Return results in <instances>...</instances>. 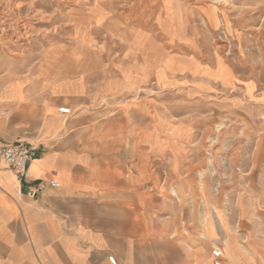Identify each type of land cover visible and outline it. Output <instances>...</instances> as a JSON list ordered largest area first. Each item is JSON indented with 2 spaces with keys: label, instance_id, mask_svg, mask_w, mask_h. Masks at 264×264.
<instances>
[{
  "label": "rangeland",
  "instance_id": "374dc122",
  "mask_svg": "<svg viewBox=\"0 0 264 264\" xmlns=\"http://www.w3.org/2000/svg\"><path fill=\"white\" fill-rule=\"evenodd\" d=\"M1 63L36 86L80 74L92 103L62 132L159 148L163 196L264 242V0H0ZM40 126L13 140L36 146Z\"/></svg>",
  "mask_w": 264,
  "mask_h": 264
},
{
  "label": "crops",
  "instance_id": "0c3cea01",
  "mask_svg": "<svg viewBox=\"0 0 264 264\" xmlns=\"http://www.w3.org/2000/svg\"><path fill=\"white\" fill-rule=\"evenodd\" d=\"M36 80L0 64V144L24 141L13 140L21 122L41 123L26 183L0 158V264H213V248L223 264H264V242L245 243L223 212L161 194L159 148L83 146L61 131L60 107L92 103L80 74Z\"/></svg>",
  "mask_w": 264,
  "mask_h": 264
},
{
  "label": "built area",
  "instance_id": "2783aa9c",
  "mask_svg": "<svg viewBox=\"0 0 264 264\" xmlns=\"http://www.w3.org/2000/svg\"><path fill=\"white\" fill-rule=\"evenodd\" d=\"M59 112L65 115H70L71 110L67 106L59 108ZM36 149L34 146L24 141H16L8 144H0V158L4 161L6 166L14 173L16 179L24 184L27 182V168L28 164L35 158ZM53 186H57V183H52ZM43 187V183L40 180L35 185H27L26 193L30 196H34ZM212 256L214 258L213 264H223L221 260V252L218 248H213ZM108 260L111 264H115L113 256H109Z\"/></svg>",
  "mask_w": 264,
  "mask_h": 264
}]
</instances>
